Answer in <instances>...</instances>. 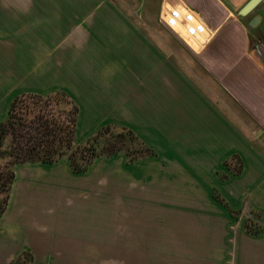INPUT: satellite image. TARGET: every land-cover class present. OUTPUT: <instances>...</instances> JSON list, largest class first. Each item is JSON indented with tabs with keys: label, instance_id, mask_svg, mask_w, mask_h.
<instances>
[{
	"label": "crops",
	"instance_id": "0c3cea01",
	"mask_svg": "<svg viewBox=\"0 0 264 264\" xmlns=\"http://www.w3.org/2000/svg\"><path fill=\"white\" fill-rule=\"evenodd\" d=\"M247 1L0 0V121L17 94L60 90L78 108L76 142L110 124L155 153L130 164L121 152L98 157L80 173L66 158L15 164L0 264L23 251L45 264L97 256L121 227L117 195L100 188L101 176L127 186L125 255L264 264V44L247 25L260 14L254 29L264 33V0L238 16ZM176 7L194 13L204 32L168 27ZM247 219L263 231H248Z\"/></svg>",
	"mask_w": 264,
	"mask_h": 264
},
{
	"label": "trees",
	"instance_id": "16d2710c",
	"mask_svg": "<svg viewBox=\"0 0 264 264\" xmlns=\"http://www.w3.org/2000/svg\"><path fill=\"white\" fill-rule=\"evenodd\" d=\"M252 31L264 44V33H256L255 29ZM255 43L251 39V44ZM25 103L28 104L26 107ZM54 104H58L56 110ZM77 113L76 104L64 91L14 96L6 118L0 121V218L9 201L14 165L17 163H54L66 158L71 170L80 173L85 172L100 156L109 157L123 152L130 164L155 154L131 130L110 124L101 126L84 141L76 142ZM231 163L228 160L226 165L232 167ZM232 168L235 172L239 171L241 163ZM215 198L235 217L238 216L240 211L232 210L217 193ZM245 227L253 233L263 231V227L252 219L246 220ZM10 264H32V256L22 252Z\"/></svg>",
	"mask_w": 264,
	"mask_h": 264
},
{
	"label": "rangeland",
	"instance_id": "374dc122",
	"mask_svg": "<svg viewBox=\"0 0 264 264\" xmlns=\"http://www.w3.org/2000/svg\"><path fill=\"white\" fill-rule=\"evenodd\" d=\"M262 6L259 11L263 12L264 14V3H262ZM255 12V11H254ZM252 14V13H251ZM250 14V15H251ZM28 104L25 103V107ZM58 104H54V109ZM25 107H23L25 109ZM53 107V106H52ZM53 109V110H54ZM56 110V109H55ZM120 153V152H118ZM123 153V152H121ZM112 156V155H111ZM127 156V155H126ZM100 157H107V156H100ZM103 162H100L99 164H101ZM92 172L95 173L94 168L91 170ZM101 173H107V171L105 172H101ZM117 174H122V168L117 167ZM115 190V194L117 196H115V202H117L116 204V221L118 222V224H121V227L116 228L115 230V235L114 238L108 237L105 238V243H101L99 245V251L96 254L97 256H86V255H82L79 254L78 256H53L56 259H61L62 262H65V258L67 259V261L65 262L66 264H152L153 262H156L157 257L156 256H129V255H125V247H124V229L122 227V223H123V217H124V207H123V196L124 194H126V189L127 186L125 185L124 181L120 180H116L115 184H111L108 183L107 179L104 176L100 177V188H109ZM11 193V191H10ZM239 215V214H238ZM99 234L96 235V237L99 238L98 236ZM110 235V234H109ZM102 238V236H101ZM82 246H77V250L81 251L82 250ZM137 249V248H136ZM138 250V249H137ZM26 252V251H23ZM136 251H132V253H135ZM27 254H29L30 256H32L33 258H36L37 256H33L32 253L26 252ZM139 252L137 251V254ZM139 255V254H138ZM39 260V264H45L43 263V259L39 257H37ZM151 259V261H150ZM161 259V258H160ZM64 260V261H63ZM33 264V262H32ZM159 264V263H158Z\"/></svg>",
	"mask_w": 264,
	"mask_h": 264
},
{
	"label": "built area",
	"instance_id": "2783aa9c",
	"mask_svg": "<svg viewBox=\"0 0 264 264\" xmlns=\"http://www.w3.org/2000/svg\"><path fill=\"white\" fill-rule=\"evenodd\" d=\"M165 24L175 32L196 37L205 30L204 24L189 10L182 7L170 8L165 16Z\"/></svg>",
	"mask_w": 264,
	"mask_h": 264
},
{
	"label": "water",
	"instance_id": "95a60500",
	"mask_svg": "<svg viewBox=\"0 0 264 264\" xmlns=\"http://www.w3.org/2000/svg\"><path fill=\"white\" fill-rule=\"evenodd\" d=\"M262 0H248L237 12L238 16H246L248 15L251 11L255 10L259 3ZM261 21V15L260 14H255L250 20L247 22L248 27L251 29L256 28V26L260 23Z\"/></svg>",
	"mask_w": 264,
	"mask_h": 264
}]
</instances>
